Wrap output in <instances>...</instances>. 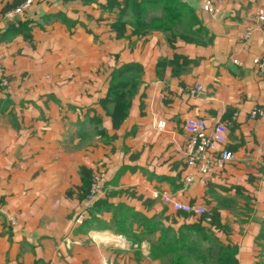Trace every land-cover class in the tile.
Returning a JSON list of instances; mask_svg holds the SVG:
<instances>
[{"label": "crops", "instance_id": "0c3cea01", "mask_svg": "<svg viewBox=\"0 0 264 264\" xmlns=\"http://www.w3.org/2000/svg\"><path fill=\"white\" fill-rule=\"evenodd\" d=\"M23 1L0 0V14ZM181 1L197 18L196 42L158 28L134 32L124 0H49L25 17H0L8 78L0 81V264H172L159 228H172L173 240L199 218L162 194L211 217L201 221L207 232L183 233L191 252H179L181 264H219L221 255L264 264V71L253 63L264 59V22L255 18L264 0H212L214 16L199 0ZM246 27L253 31L243 41ZM128 63L141 67L138 87L114 127L102 100L113 71ZM254 108L263 114L252 116ZM196 118L208 129L223 123L235 157L205 182L183 152L184 125ZM95 172L105 192L77 225Z\"/></svg>", "mask_w": 264, "mask_h": 264}, {"label": "built area", "instance_id": "2783aa9c", "mask_svg": "<svg viewBox=\"0 0 264 264\" xmlns=\"http://www.w3.org/2000/svg\"><path fill=\"white\" fill-rule=\"evenodd\" d=\"M49 0H24L14 8L3 12L0 17L11 18L14 14L27 16L28 8L33 3H45ZM203 11L208 12L214 16L216 14V8L214 7L212 0H199ZM256 20L258 22H264V9H258ZM253 31V28L246 27L242 34V40H247ZM233 63L239 64V61L234 58ZM254 65H257L259 69L264 71V59L261 61L258 58L253 59ZM0 81L2 85L8 83V78L1 64L0 57ZM200 90V86H195L190 89L191 94H195ZM252 116H259L263 114V111L259 108H254L250 112ZM165 126L163 121L156 123L157 129H163ZM184 128L188 133V137L183 146V152L185 155L186 164L194 167L200 175V181H207L211 174L219 168H222L226 163L234 160V154L225 148L227 128L223 123L217 122L212 129H208L205 120L201 118L189 119L186 121ZM193 176L188 175L185 177L186 182H191ZM104 184L101 175L94 173L88 191L85 193L83 200L81 201L82 207L78 210L74 217V223L79 225L82 224L87 216V208L90 207L91 203L98 200L105 192ZM154 197H158L159 194L155 192ZM161 199L165 204H169L176 211L185 213L194 217H203L206 222H211V217L207 213L205 206L191 203H182L174 200L170 194H162ZM10 225H15L16 221L13 216L8 217ZM61 243L69 247L71 244H77L76 241L62 240ZM52 264V263H50ZM102 264H112L104 262Z\"/></svg>", "mask_w": 264, "mask_h": 264}, {"label": "trees", "instance_id": "16d2710c", "mask_svg": "<svg viewBox=\"0 0 264 264\" xmlns=\"http://www.w3.org/2000/svg\"><path fill=\"white\" fill-rule=\"evenodd\" d=\"M130 3V9L132 12V17L135 30L134 32L139 34H145L148 29L153 28L148 24H144V17L147 12V8H160L164 16L158 19H152L153 23H156L155 28L168 33L171 35L172 39L180 38L181 40H185L188 42H196L195 39V31H191L189 27H191L194 23H197V18L192 14L191 9L187 7L185 4L181 3L180 0H125V2ZM187 18L189 20L188 23V31L185 29L180 31L175 28L176 22H180V20ZM146 29V31L144 30ZM193 36V37H191ZM141 67L135 63H128L126 65L121 66L119 69L113 71L111 75V80L109 83L107 95L102 100L103 107L107 110V113L112 117L113 126L117 127L121 122L125 119L128 113V109L131 103V98L137 90L138 80L137 76ZM108 107L110 108L108 110ZM84 171V169H81ZM92 177V176H91ZM90 180L86 187V190L82 194V198L84 197L85 192L88 190L90 185ZM101 202L97 203L99 205ZM125 214V213H124ZM184 215H187L184 213ZM118 216H115L116 219ZM199 221L192 225H184L179 228L178 237L176 236L173 240H168L166 236L169 232H172L173 229L168 227H161V243L165 246L166 253H175L172 264H181L183 260V256L179 254L181 250H185L186 253H190L191 249L186 245V236L183 235L186 233H205L207 230L201 225V221L203 217H198ZM214 218V217H213ZM144 222L145 227L148 228V223H151L150 219L141 218ZM119 223L121 220H118ZM215 226L218 228L219 225L214 221ZM158 229V227H154L151 225L149 228L150 232ZM175 233V232H174ZM217 261L219 264H231V259L226 256H218Z\"/></svg>", "mask_w": 264, "mask_h": 264}, {"label": "rangeland", "instance_id": "374dc122", "mask_svg": "<svg viewBox=\"0 0 264 264\" xmlns=\"http://www.w3.org/2000/svg\"><path fill=\"white\" fill-rule=\"evenodd\" d=\"M131 7H130V3L128 4L127 3V1L125 2V0H124V3H123V9H122V17L123 18H127V14L129 13L130 15H131V20L130 21H132L133 20V17H132V12H131V9H130ZM153 11H156V13H157V11L159 12L158 14H156V17H154V18H151L150 17V19H149V21L147 22V24L148 25H150L151 27H153V28H155V25H156V23H153L152 22V19H158V18H160V17H162V16H164V14L162 13V11L160 10V9H157V10H153ZM148 12V11H147ZM146 12V13H147ZM147 16V15H146ZM145 16V17H146ZM145 17H144V19H145ZM183 18H185V17H183ZM188 23H189V20L187 19V18H185V19H182V20H180V22H176V24H175V28L176 29H178V30H180V31H183L185 28H186V26H188ZM145 31H146V29H144ZM186 30V29H185ZM95 173H98V174H100L99 172H95ZM94 174V173H93ZM93 174H92V176H93ZM92 178V177H91ZM91 182V181H90ZM90 186V185H89ZM88 189H89V187H88ZM88 191V190H87ZM86 191V192H87ZM85 192V193H86ZM85 195V194H84Z\"/></svg>", "mask_w": 264, "mask_h": 264}, {"label": "water", "instance_id": "95a60500", "mask_svg": "<svg viewBox=\"0 0 264 264\" xmlns=\"http://www.w3.org/2000/svg\"><path fill=\"white\" fill-rule=\"evenodd\" d=\"M180 2H182V1L180 0Z\"/></svg>", "mask_w": 264, "mask_h": 264}]
</instances>
